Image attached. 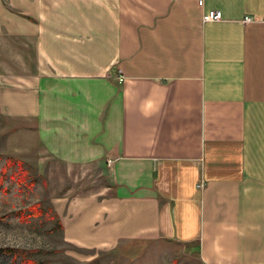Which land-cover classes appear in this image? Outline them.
I'll use <instances>...</instances> for the list:
<instances>
[{"label":"crops","instance_id":"1","mask_svg":"<svg viewBox=\"0 0 264 264\" xmlns=\"http://www.w3.org/2000/svg\"><path fill=\"white\" fill-rule=\"evenodd\" d=\"M1 153L105 175L83 249L264 264V0H0Z\"/></svg>","mask_w":264,"mask_h":264},{"label":"rangeland","instance_id":"2","mask_svg":"<svg viewBox=\"0 0 264 264\" xmlns=\"http://www.w3.org/2000/svg\"><path fill=\"white\" fill-rule=\"evenodd\" d=\"M8 158L17 163L6 171L1 183V170ZM0 183V249L26 252L28 264H200L195 251L165 240L122 241L104 250L83 249L66 241L57 210L65 219L80 199L84 203L89 198L101 200L96 193L106 184L102 172L68 171L38 155L17 158L1 153ZM35 204L42 205L44 215L20 220L17 213ZM26 261L20 256L0 255V264Z\"/></svg>","mask_w":264,"mask_h":264},{"label":"trees","instance_id":"3","mask_svg":"<svg viewBox=\"0 0 264 264\" xmlns=\"http://www.w3.org/2000/svg\"><path fill=\"white\" fill-rule=\"evenodd\" d=\"M17 161L16 160H12V158H8L6 164L4 165L3 169L1 170V183H2V179L6 176V171L10 168H13L16 166ZM0 183V186H1ZM45 211H43L42 205L41 204H35L33 205L31 208H29V210H21L20 212L17 213V216L19 217L20 220L22 221H27L30 217H37V216H42L44 215ZM57 216L53 215V218L56 219V222L58 221ZM0 255H9L12 256L13 258H17V257H22L23 258V262L26 261V252H22L20 250H15V249H10V248H2L0 249ZM27 262V261H26ZM24 264H28L24 263ZM35 264V263H32Z\"/></svg>","mask_w":264,"mask_h":264},{"label":"built area","instance_id":"4","mask_svg":"<svg viewBox=\"0 0 264 264\" xmlns=\"http://www.w3.org/2000/svg\"><path fill=\"white\" fill-rule=\"evenodd\" d=\"M201 20H202L203 23L218 22V21L221 20V13L218 12V11L208 12V13L202 15ZM250 21H251L250 19H246L245 20V22H250ZM117 80H118L119 83H122L124 81V77L119 75ZM110 163L111 162L108 161V165H110ZM202 187H203V184H198L197 185L198 189H201Z\"/></svg>","mask_w":264,"mask_h":264}]
</instances>
